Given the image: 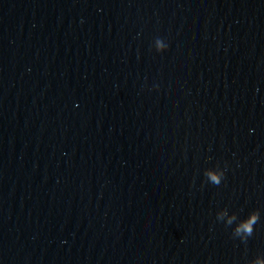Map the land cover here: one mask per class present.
<instances>
[{
	"label": "water",
	"instance_id": "obj_1",
	"mask_svg": "<svg viewBox=\"0 0 264 264\" xmlns=\"http://www.w3.org/2000/svg\"><path fill=\"white\" fill-rule=\"evenodd\" d=\"M261 261L264 15L0 0V264Z\"/></svg>",
	"mask_w": 264,
	"mask_h": 264
},
{
	"label": "clouds",
	"instance_id": "obj_2",
	"mask_svg": "<svg viewBox=\"0 0 264 264\" xmlns=\"http://www.w3.org/2000/svg\"><path fill=\"white\" fill-rule=\"evenodd\" d=\"M210 180L216 184L219 185L220 181H221V175H217L216 173H208ZM235 219V217H232L229 219L228 223L231 224L232 221ZM259 219V214L258 213H254L250 216V218L246 221H244L243 223H241L237 229H236V233L239 234L241 232L246 233L247 235H251L253 233L254 230V225L257 223ZM258 264H264V261L258 262Z\"/></svg>",
	"mask_w": 264,
	"mask_h": 264
}]
</instances>
